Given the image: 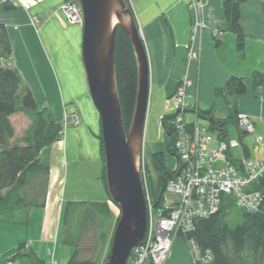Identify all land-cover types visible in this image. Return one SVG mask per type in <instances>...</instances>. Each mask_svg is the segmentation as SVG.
Here are the masks:
<instances>
[{"label":"crops","instance_id":"crops-1","mask_svg":"<svg viewBox=\"0 0 264 264\" xmlns=\"http://www.w3.org/2000/svg\"><path fill=\"white\" fill-rule=\"evenodd\" d=\"M65 1L0 0V25L6 27L13 43L9 62L17 69L23 85L32 90L39 110L51 109L58 123H62L65 114L76 113L81 118L78 127L66 128L60 141L46 150L48 156L50 150H55L60 156V170L63 158L79 164L93 159L105 160L100 139L101 116L94 105L83 62L84 29L82 25L65 29L60 26L59 18L64 17L61 6ZM227 1L200 0L203 9L199 13L205 25L194 34L190 0H128L149 62L148 103L154 107V114L162 125L163 118L173 114L170 98L176 92L181 77L186 75L194 83L187 90L193 105V109L187 112V122L197 121L209 127L212 123L206 119L223 122L235 110L237 115L248 114L254 121L255 133L242 132L235 119L236 139L241 146L239 154H235L234 149L230 150L229 159L233 163L248 157L264 160V0H243L241 3L240 22L246 35L241 53L238 52L236 34L227 30L224 12ZM34 17L41 22L34 25ZM214 29L224 34L219 41ZM191 49L198 54L197 60L189 59ZM233 77L243 79L247 93L226 98L223 88ZM14 127V141H20L22 138L17 139L15 124ZM225 129L221 137L218 127L211 128L214 137L211 147H218L221 140L232 139L227 131L228 125ZM258 136L262 141L257 143L255 139ZM162 144L152 148L151 157ZM60 177L58 189L53 194L57 214L48 215L46 208H30L25 215L26 225L0 222V242L8 245L0 251V264H32L26 256L14 258L21 243H26L27 252L47 264L54 261L67 264L73 250L60 241L62 213L58 212L65 204L61 189L63 177ZM46 203L49 205V200ZM176 238L166 264H191L188 246ZM176 240L179 241L176 243ZM180 245L184 246L185 260L179 262L175 250Z\"/></svg>","mask_w":264,"mask_h":264},{"label":"trees","instance_id":"trees-1","mask_svg":"<svg viewBox=\"0 0 264 264\" xmlns=\"http://www.w3.org/2000/svg\"><path fill=\"white\" fill-rule=\"evenodd\" d=\"M242 2L243 0H228L224 10L228 23L227 30L236 34L240 53L243 52L246 36L240 22ZM115 39L117 83L124 125L128 130L134 116L138 94L137 63L134 49L122 29L118 30ZM12 53L13 43L10 35L6 27L0 25V222L26 225L25 215L30 208H45L50 163L43 157V153L62 138L63 122L58 123L52 119L48 109L39 110L32 90L23 85L17 69L9 62ZM22 86L24 87L23 101L22 106L18 107V96ZM223 89V95L226 98L247 93L243 79L238 77L231 78ZM25 111L33 116L32 128L20 141H14L16 131L11 119L15 114ZM236 117L235 110L223 122L214 120L210 127L212 129L218 127L222 137L226 132L225 127L235 123ZM169 119H172V115L163 118L167 128ZM219 123L224 126L220 127ZM100 139H102L103 149L102 136ZM164 157L163 152L154 153L152 156L153 167L158 172V183L152 186L150 181V190L155 202L159 200L163 184H166L168 178L177 174L171 170L172 168L167 167ZM103 171L102 180L108 193L105 168ZM254 188L264 191V179L254 185ZM108 194L111 200L110 193ZM234 210L242 213L243 220L236 227H233L229 221ZM109 214L110 207L107 201L68 202L62 215L64 231L60 239L63 245L73 248L75 253L69 257L67 264H94L98 259L96 257L101 255L106 247L109 248L110 254L114 232L109 237L105 228ZM119 218L120 215L115 226ZM89 223L92 229L94 227V235L91 237L93 239L86 241L89 245L87 243L82 245L83 235L88 230ZM187 237L194 239L203 249L212 250L215 258L211 264H264V203L258 213H248L237 209L235 198L231 195L222 196L219 211L204 220H196L194 230ZM92 240L94 243L91 242ZM25 244L19 245L18 253L14 258L26 256L31 259L32 264H47L34 254L27 252ZM99 246L103 251L98 253ZM87 253L91 254V257L82 259Z\"/></svg>","mask_w":264,"mask_h":264},{"label":"built area","instance_id":"built-area-1","mask_svg":"<svg viewBox=\"0 0 264 264\" xmlns=\"http://www.w3.org/2000/svg\"><path fill=\"white\" fill-rule=\"evenodd\" d=\"M193 11L192 31L196 34L204 27L200 13L203 4L200 0H190ZM64 17L60 26L65 29L70 26L84 24L83 9L78 0H66L61 6ZM33 24L41 21L34 17ZM215 37L223 33L214 29ZM190 60H197L198 54L191 49ZM176 92L171 96L172 119L167 122L176 136L174 142L176 154L180 160L171 170L177 172L180 166L182 173L176 178H168L164 193L157 202L150 190L148 165L142 156V181L147 202L148 231L141 245L135 248L127 264H166L173 249L174 239L182 236L186 240L191 264H211L215 255L212 250H205L194 239L187 236L194 230L196 220H204L219 211L222 196L231 195L235 198L237 209L248 213H258L264 203V191L257 190V185L264 179V160L244 158L233 163L229 152L241 146L238 139L221 140L218 147H211L214 137L211 127L199 122L188 123L187 112L193 109L189 101V87L193 81L183 75ZM80 119L75 114L66 117L63 129L70 124L79 126ZM239 129L245 134L255 133V124L251 116L238 115L236 118ZM258 136L255 142H261ZM178 159V158H177ZM51 264H58L54 261Z\"/></svg>","mask_w":264,"mask_h":264},{"label":"water","instance_id":"water-1","mask_svg":"<svg viewBox=\"0 0 264 264\" xmlns=\"http://www.w3.org/2000/svg\"><path fill=\"white\" fill-rule=\"evenodd\" d=\"M83 9V62L90 93L99 116L105 149V171L111 202L120 209L111 252L105 264H127L148 231L147 202L142 181V156L149 106V62L143 39L128 0H79ZM122 29L134 49L137 63V98L130 128L126 130L117 83L116 35ZM214 123V119H206ZM221 125V123H219ZM223 125V124H222ZM167 134L173 129L167 128ZM171 141L169 154L178 158ZM182 167L176 178L182 173ZM161 188V198L164 191Z\"/></svg>","mask_w":264,"mask_h":264},{"label":"rangeland","instance_id":"rangeland-1","mask_svg":"<svg viewBox=\"0 0 264 264\" xmlns=\"http://www.w3.org/2000/svg\"><path fill=\"white\" fill-rule=\"evenodd\" d=\"M217 40H220V39L217 38ZM23 95H24V87L22 86V89L19 92V96H18L19 98L18 107L22 106ZM48 110L50 111L51 109H48ZM50 113H51L52 119L56 120L55 116L52 114L51 111ZM146 114H147V119H146V124H145L146 128H145V134H144L145 139H144V144H143V148H144L143 155L146 158V164L148 165V169H149V171L147 172L149 174V178H150L149 180H151L152 186H153L158 183V172L152 166V164L154 165V160L151 157L152 148L154 146H158L160 143H163L162 146L164 145L163 147L168 150L169 141H168V136H166V131H165L164 126L161 124L159 125L160 120L157 117V115L154 114V107L151 106V103H149ZM75 115L77 116V118H80L78 114L75 113ZM66 117L69 118L70 114L69 115L65 114L63 116V121H62L63 123L65 122ZM12 121L14 122L16 129L18 131L17 139H20L24 137L26 132H28V130L32 128L33 116H31V114H28L26 111L20 112L14 115ZM80 124H81V119H80ZM71 126L78 127V126H75L74 124H70L68 128H70ZM161 126H162L163 133H161ZM62 129H63V125H62ZM64 130L66 129H63L62 133L63 132L65 133ZM227 131L228 133H230V136L232 139L237 138L238 130H237L236 123L235 124L231 123L230 125H228ZM103 149H104V146H103ZM167 150H165V153H164V156H165L164 158H166V165L168 168H173L177 163H179V161L176 157L172 155L168 156ZM159 152L157 151L156 153H159ZM234 152L235 154H239V147H236L234 149ZM43 157L48 160L50 159L49 160L50 178H49V183H48L49 187H48V191L46 195L47 197H49L46 199V202L47 200H49V205L45 203V206H44L46 209H48V215L57 214V211H58V208L55 207L56 202H55V196H53V194L58 189L57 185L59 184L57 183L59 179L61 178L60 177L61 175L63 177L62 188H61L62 198H63V202L65 201V204H64L63 210H59L58 213L59 214L62 213L63 215L64 209H66L68 202H73V201H77V202H84V201L104 202L105 201L106 202L107 201L110 207V214H109L110 216L107 219L105 228L110 237L116 229L115 224L118 220L120 209L117 208L116 205L110 201V199H107L108 193H106L105 191V188H104L105 183L102 180V177L104 176V171H103L104 165H105L104 158L102 161L100 160L96 161L94 159L93 161L87 160L83 164H79L76 162H69V161L67 162L63 158L60 161L61 166H62L60 170V164L58 162L60 156H57V152H55V150L54 151L50 150L49 156H48V152L44 151ZM151 159H152V163H151ZM60 221H61V226H60L61 228L60 237H61L64 231L63 217H62V220L60 218ZM229 221L233 227L240 225L243 222L242 213H240V211L238 212L234 210L233 213L231 214ZM87 226H88V230L83 235L84 242L82 243V245H85L86 243L89 245V242H86V241L88 239H93L91 237L94 235L93 234L94 227L92 229V226L90 223ZM176 239H182L183 241L182 243L186 245V240L182 236H178V238ZM177 241L179 240H176V243ZM91 242L94 243L93 240ZM6 247H8V245H6L4 242H0V251H4L5 250L4 248ZM99 248H100V251H98V253L103 251L101 246H99ZM71 249L73 250L72 255H74L75 250L73 248ZM97 254L95 255V257L97 256ZM108 254H109V248L106 247L104 252L101 255H98V257H96L98 259L95 260L96 263L94 264H105L107 262L105 260ZM72 255H70V257ZM184 255H185L184 246L180 245V247H177L175 250L176 260H178L179 262L184 261L185 260ZM87 257H91V254H88V253L85 254V256L82 259H87ZM169 257H171V255Z\"/></svg>","mask_w":264,"mask_h":264},{"label":"flooded vegetation","instance_id":"flooded-vegetation-1","mask_svg":"<svg viewBox=\"0 0 264 264\" xmlns=\"http://www.w3.org/2000/svg\"><path fill=\"white\" fill-rule=\"evenodd\" d=\"M166 136H168V141H169V148H168V150L167 149H165L163 146H161V149L159 150L160 152H163V153H165V150H167V155L168 156H170V154H169V151L171 150V148H172V146H171V141H172V139H173V137H174V135H172V134H167V131H166ZM158 151V152H159Z\"/></svg>","mask_w":264,"mask_h":264},{"label":"bare ground","instance_id":"bare-ground-1","mask_svg":"<svg viewBox=\"0 0 264 264\" xmlns=\"http://www.w3.org/2000/svg\"><path fill=\"white\" fill-rule=\"evenodd\" d=\"M237 117H238V115H237ZM237 117H236V118H237Z\"/></svg>","mask_w":264,"mask_h":264}]
</instances>
